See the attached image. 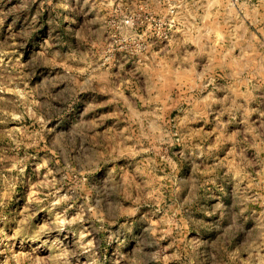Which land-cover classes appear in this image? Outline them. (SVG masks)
Returning <instances> with one entry per match:
<instances>
[{
    "label": "rangeland",
    "instance_id": "374dc122",
    "mask_svg": "<svg viewBox=\"0 0 264 264\" xmlns=\"http://www.w3.org/2000/svg\"><path fill=\"white\" fill-rule=\"evenodd\" d=\"M0 264H264V0H0Z\"/></svg>",
    "mask_w": 264,
    "mask_h": 264
}]
</instances>
